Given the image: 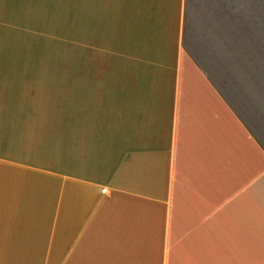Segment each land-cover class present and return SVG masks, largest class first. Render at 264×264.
Instances as JSON below:
<instances>
[{"label":"crops","instance_id":"obj_1","mask_svg":"<svg viewBox=\"0 0 264 264\" xmlns=\"http://www.w3.org/2000/svg\"><path fill=\"white\" fill-rule=\"evenodd\" d=\"M0 264H264V0H0Z\"/></svg>","mask_w":264,"mask_h":264},{"label":"rangeland","instance_id":"obj_2","mask_svg":"<svg viewBox=\"0 0 264 264\" xmlns=\"http://www.w3.org/2000/svg\"><path fill=\"white\" fill-rule=\"evenodd\" d=\"M74 32L69 31V40L74 41ZM68 58L69 59H75V48L71 46L68 47Z\"/></svg>","mask_w":264,"mask_h":264}]
</instances>
